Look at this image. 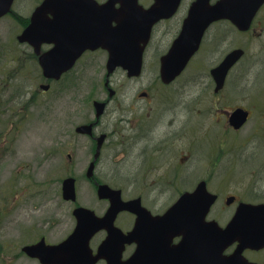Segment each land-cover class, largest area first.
<instances>
[{
	"label": "flooded vegetation",
	"instance_id": "flooded-vegetation-1",
	"mask_svg": "<svg viewBox=\"0 0 264 264\" xmlns=\"http://www.w3.org/2000/svg\"><path fill=\"white\" fill-rule=\"evenodd\" d=\"M95 1L101 6L109 0ZM194 1L182 0L170 19L154 27L138 74L123 68L110 72L109 53L102 48L78 52L86 40L85 24H92L82 17L85 10L76 15L77 10L86 7L85 3L67 6V19H56L49 13L47 20L57 30L56 36L48 37L46 42L38 37L33 38V43L16 41L12 74L0 75V114L4 117L10 112L8 116L16 120L21 113L16 109H23L22 105H26L24 109L42 105L49 111L53 100L65 96L71 84L83 86L87 79L95 83L88 96L83 97L82 121L78 125L90 128L78 132L76 127L74 134H70L71 142L89 162L83 172L84 182L92 187L98 205L82 207L91 209L99 218L106 215L112 199L105 193L106 188L100 196L102 186L120 192L119 198L128 206H142L154 216L165 215L176 206L173 217L166 220V225L174 226L177 232L172 245L177 247L189 237L182 230L195 232L197 235L192 238L201 244L190 253L202 256L205 243L210 240L205 235L210 224L225 228L242 206L264 205V41L259 42L252 63L248 48L226 49L234 34L243 36L244 43L264 38V6L247 30L229 21L213 23L205 32L200 50L186 67L175 77L164 79L162 58L181 35ZM140 3L148 8L154 0ZM75 48L78 53L73 51ZM235 50H243L244 54L225 73L220 67ZM46 55L51 65H64L75 56L76 61L71 70L56 79L43 73L41 58ZM237 110L248 114L240 128L231 124ZM250 123V132L244 134ZM73 157L68 154V158ZM76 193L79 197L78 189ZM62 199L74 204V208L81 206L79 198L67 201L62 193ZM4 214L3 218L0 213V264L70 263L69 252L55 263L41 259L40 251L24 250L43 241L47 245L57 244L49 242L44 234L54 226L51 221L44 222L47 226L41 232L33 226H17V235L1 237L13 225L7 219L10 213ZM137 218L132 209L121 212L116 226L129 233ZM29 234L34 239L26 243L23 240ZM107 236L108 232L102 230L93 237L94 251ZM236 247L237 244L226 255L232 254ZM136 249V243L128 245L124 258L131 259ZM244 255L252 262L264 264V249H248ZM154 261L157 260L143 264ZM196 263L210 264L206 259ZM159 264H188V261L181 259L179 251L174 258H164Z\"/></svg>",
	"mask_w": 264,
	"mask_h": 264
},
{
	"label": "water",
	"instance_id": "water-1",
	"mask_svg": "<svg viewBox=\"0 0 264 264\" xmlns=\"http://www.w3.org/2000/svg\"><path fill=\"white\" fill-rule=\"evenodd\" d=\"M14 1L0 0V18L11 12ZM78 2L85 3L86 7L80 8V11L77 10L76 15H80L85 10V13H82L85 22L92 21V24H85V33L87 36L91 31L94 34L86 39L85 44L78 48V52L82 53L89 47L106 49L110 53L108 68L111 72L117 67L131 70L142 65L143 52L154 25L162 19L171 17L179 7L181 0H155L154 5L149 9L139 5V0H110L105 7H99L93 0H44L34 12L30 25L19 37L20 42L32 43L33 37L47 41L48 37L56 36L57 30L52 29L53 26L48 23V14L52 13L56 19L61 17L67 19L69 17L66 13L67 6ZM117 4L121 5L119 9H115ZM263 4L264 0H218L215 5L211 4V0H196L181 36L174 43L168 55L164 57L163 78L170 79L167 77L170 75L175 77L182 71L187 60L198 51L203 35L211 23L220 19H229L241 30H247ZM113 23H116V26ZM73 51L78 53L77 48ZM243 53L242 50L232 52L220 68L225 69L226 73L242 57ZM75 57L66 65L52 66L48 62V57L44 56L41 60L44 74L47 77L59 79L63 73L72 68ZM247 115L244 111L235 112L232 115L231 124L236 128L241 127L247 121ZM82 129L84 128L79 131ZM92 170L93 167L90 171ZM104 188H106L105 193L109 194L112 199L113 205L106 217L99 219L94 212L78 208L74 211L78 220L77 228L64 243L58 246H47L43 242L26 247L25 250L47 251L48 254L40 258L54 261L61 259L62 252L66 251L69 252V264H96L101 259L106 260L108 264H137V261L142 263L153 260L157 261L150 264H159L164 258H174L180 249L181 259L188 261V264H196L197 260L202 259L208 260L210 264L211 262L213 264H257L248 261L243 256V252L246 249L264 248V206L242 208L226 229L212 225L208 230V235L213 239V242H209L208 248L211 253L208 254L206 249H203L205 254L195 256L187 253L196 250L197 241L189 237L182 242L181 248H174L170 245V239H167L162 232L164 221L173 214L174 208L165 217H154L142 206H128L129 203L119 198L120 192H113L102 186L99 191L100 196L103 195ZM63 193L66 200L76 201L74 179L64 181ZM131 209L139 217L134 230L125 234L115 226V221L120 212ZM245 210H249V215H246L244 219L241 213ZM101 229H106L109 235L99 247L98 254L94 255L90 241ZM133 242L138 245L133 259L124 261L123 253L126 245ZM236 242L239 243V247L235 253L230 257L224 256V252ZM199 250L202 251V249Z\"/></svg>",
	"mask_w": 264,
	"mask_h": 264
},
{
	"label": "rangeland",
	"instance_id": "rangeland-1",
	"mask_svg": "<svg viewBox=\"0 0 264 264\" xmlns=\"http://www.w3.org/2000/svg\"><path fill=\"white\" fill-rule=\"evenodd\" d=\"M41 1L15 0V14L0 20V75L12 74L16 37L28 24L29 17ZM21 17L27 20L20 28L18 18ZM244 40L243 36L234 34L229 38L226 49L231 51L238 46L248 48L249 62L252 63L258 44L264 38L247 40L245 43ZM94 85L88 79L83 86L71 84L65 96L53 100L49 111L40 104L31 109H24L26 105H22L23 109H16L21 111L16 120L8 116L9 112L3 121L4 117L0 114V213L3 218L4 212L10 213L7 219L13 224L11 230L8 228L4 234L1 233V237L17 235V226H33L41 232L45 230L47 225L44 222L47 220L54 225L44 231L49 242L59 243L71 234L75 228L72 214L74 204L65 203L61 192L62 182L68 176L77 179L78 203L89 207L97 205L92 187L84 182L83 172L89 162L70 138L82 121L83 97ZM230 91L233 92L234 88L231 87ZM11 119L14 122H9ZM250 128L251 123L244 134L249 133ZM69 153L74 155L72 159L68 158ZM47 158L50 160L46 161ZM33 239L29 234L23 241L30 243Z\"/></svg>",
	"mask_w": 264,
	"mask_h": 264
}]
</instances>
